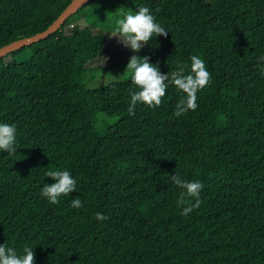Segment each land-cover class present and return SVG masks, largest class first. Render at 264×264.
Listing matches in <instances>:
<instances>
[{
  "label": "trees",
  "instance_id": "1",
  "mask_svg": "<svg viewBox=\"0 0 264 264\" xmlns=\"http://www.w3.org/2000/svg\"><path fill=\"white\" fill-rule=\"evenodd\" d=\"M70 1L0 0V46L43 30ZM111 1L148 7L168 31L137 55L161 73L187 72L199 55L210 81L179 116L173 85L132 116L130 75L87 88L110 39L85 9L93 0L0 57V121L18 129L17 153L0 152V243L34 247L33 264H264V0ZM98 113L116 121L98 130ZM65 168L76 189L50 204L45 174ZM174 173L202 182L198 204L179 196Z\"/></svg>",
  "mask_w": 264,
  "mask_h": 264
},
{
  "label": "clouds",
  "instance_id": "2",
  "mask_svg": "<svg viewBox=\"0 0 264 264\" xmlns=\"http://www.w3.org/2000/svg\"><path fill=\"white\" fill-rule=\"evenodd\" d=\"M115 27L108 31L109 37H115L116 42L129 49V56L124 71L130 73V79L135 90L130 92L128 103L129 116L134 115V109L138 103L149 107L158 106L161 97L165 95L166 88L173 85L182 94L181 102L175 105V115L179 116L189 110L197 108V92L204 88L210 81L205 61L199 55H191L190 63L185 67H177L167 73H161L158 63H153L148 56H140L136 53L150 41L159 36L167 35L168 31L146 6H138L135 10L123 11L114 21ZM104 64L108 57L102 56ZM259 75L264 78V54L257 58ZM123 71V72H124ZM18 129L15 122L0 121V152L12 155L17 153ZM45 177L52 178L51 183H44L40 188V196L50 204H57L61 195L69 194L76 189V177L68 169L48 170ZM168 181L179 187L181 198H193L199 203V196L203 188L200 180L181 178L176 173L168 176ZM182 202V201H181ZM70 204L74 208L82 207L79 198H73ZM195 205L182 208L180 215L186 216L192 212ZM95 220L107 221L108 216L101 212L93 214ZM32 246L25 245L22 250L0 243V264H33L34 251Z\"/></svg>",
  "mask_w": 264,
  "mask_h": 264
},
{
  "label": "rangeland",
  "instance_id": "3",
  "mask_svg": "<svg viewBox=\"0 0 264 264\" xmlns=\"http://www.w3.org/2000/svg\"><path fill=\"white\" fill-rule=\"evenodd\" d=\"M85 9L91 17H98L97 25L108 32L115 27L114 21L123 11L135 10V6L128 2L115 3L111 0H93L92 4L90 3ZM131 54L129 49L116 42L115 37H111L103 55L108 57L107 61L102 64L104 58L101 56L90 62L88 65L91 69L89 68L81 78L82 82L90 89L129 76L130 73L124 69ZM115 61L119 63L114 64ZM115 121L116 118L98 113L96 114L95 126L98 130H102L114 124Z\"/></svg>",
  "mask_w": 264,
  "mask_h": 264
},
{
  "label": "water",
  "instance_id": "4",
  "mask_svg": "<svg viewBox=\"0 0 264 264\" xmlns=\"http://www.w3.org/2000/svg\"><path fill=\"white\" fill-rule=\"evenodd\" d=\"M90 0H71L63 10L58 14V16L43 30L37 31L32 35L14 39L2 46H0V57L6 55L7 53L18 49L22 46L29 45L45 38L49 34L55 32L64 20L74 13L79 7L87 3Z\"/></svg>",
  "mask_w": 264,
  "mask_h": 264
}]
</instances>
